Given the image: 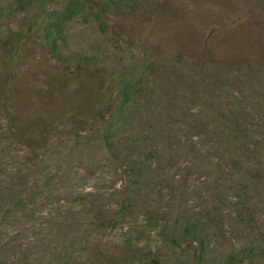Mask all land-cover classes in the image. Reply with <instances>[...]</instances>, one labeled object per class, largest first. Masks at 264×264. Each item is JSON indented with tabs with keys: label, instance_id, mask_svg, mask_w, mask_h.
I'll return each instance as SVG.
<instances>
[{
	"label": "rangeland",
	"instance_id": "1",
	"mask_svg": "<svg viewBox=\"0 0 264 264\" xmlns=\"http://www.w3.org/2000/svg\"><path fill=\"white\" fill-rule=\"evenodd\" d=\"M20 1L0 0V264H264V0Z\"/></svg>",
	"mask_w": 264,
	"mask_h": 264
},
{
	"label": "trees",
	"instance_id": "2",
	"mask_svg": "<svg viewBox=\"0 0 264 264\" xmlns=\"http://www.w3.org/2000/svg\"><path fill=\"white\" fill-rule=\"evenodd\" d=\"M35 2H45V0H26V1H20V3H18L17 5H31V4H33ZM68 2L69 3H76V2H78V0H69ZM125 90L126 89L123 90V87H122V92H125ZM112 104H113V101H111L110 95L108 93H106L103 98H100L99 100H96L92 104V106H91L90 109H91L92 112H95V111L96 112H99L102 107L107 106V108H108V106L111 105L112 106V107H110V110L111 111H110V114L108 115V121H111L116 116V114H115L116 113L115 112V108H113V105ZM245 136L246 135H244V137H242V138H244V140L247 141L249 139V137L247 136L245 138ZM154 152L155 151L145 152L142 155L140 154L138 156V159L132 160L130 162V170L132 171V172H130V175L133 174V172H134L133 171V167L134 166L138 170L140 169L139 171L145 170V169H148V168H152V167H153V169H157V167L159 166V164H157V158H158V156L156 155V152L155 153ZM153 153H154V155H153ZM156 156H157V158L154 160L153 158L156 157ZM233 156H235V155H233ZM75 203L77 205H79V204L86 205V204H88V201H87V199H84V200L81 199V201H79V202H76L75 201ZM149 255H150V258L153 261L159 262V259L153 253L150 252Z\"/></svg>",
	"mask_w": 264,
	"mask_h": 264
}]
</instances>
